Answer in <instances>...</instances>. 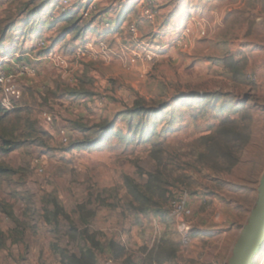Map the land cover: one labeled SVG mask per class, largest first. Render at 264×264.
<instances>
[{
    "label": "rangeland",
    "instance_id": "rangeland-1",
    "mask_svg": "<svg viewBox=\"0 0 264 264\" xmlns=\"http://www.w3.org/2000/svg\"><path fill=\"white\" fill-rule=\"evenodd\" d=\"M24 13L74 22L10 70L0 264H225L264 167V0H0V29Z\"/></svg>",
    "mask_w": 264,
    "mask_h": 264
},
{
    "label": "water",
    "instance_id": "water-1",
    "mask_svg": "<svg viewBox=\"0 0 264 264\" xmlns=\"http://www.w3.org/2000/svg\"><path fill=\"white\" fill-rule=\"evenodd\" d=\"M245 214V219L237 224V235L230 247L225 264H263L264 167L257 181L254 202Z\"/></svg>",
    "mask_w": 264,
    "mask_h": 264
},
{
    "label": "crops",
    "instance_id": "crops-1",
    "mask_svg": "<svg viewBox=\"0 0 264 264\" xmlns=\"http://www.w3.org/2000/svg\"><path fill=\"white\" fill-rule=\"evenodd\" d=\"M23 18L19 17L17 20L14 21L13 31L12 33H9V35L6 37L5 42L2 43L0 46V64L1 67L5 68L6 70H22L25 71L31 69V67L35 66H45L48 62L50 65L51 62V55H46L47 53L53 52V50L43 53L41 56H39V53H37L35 49L38 46V42L41 40H47L49 39V35L52 32L53 28H49L47 25H40L38 29L35 31L33 29L32 33L22 37V42L14 43V35L18 33L19 29H22L24 27V22L22 21ZM20 24H23L20 26ZM46 27L48 30L47 33H43L42 31L46 30ZM17 30V31H16ZM40 31V32H39ZM21 32V31H20ZM60 36V35H59ZM36 37V38H35ZM59 38V37H58ZM53 41L56 39L54 36ZM63 40V38L61 39ZM57 41L54 43L51 47V49L55 48V46L61 42ZM38 55V56H37ZM49 57V58H48ZM24 85V81L21 82Z\"/></svg>",
    "mask_w": 264,
    "mask_h": 264
},
{
    "label": "trees",
    "instance_id": "trees-1",
    "mask_svg": "<svg viewBox=\"0 0 264 264\" xmlns=\"http://www.w3.org/2000/svg\"><path fill=\"white\" fill-rule=\"evenodd\" d=\"M18 16H21L18 15ZM23 18V22H24V27L22 29H19L18 32L21 31V35L22 37H25L29 34L32 33L33 28H32V24H33V20L30 17V15L27 13L24 16L22 15ZM14 21L15 20H11L8 21L6 23L3 24L2 28L0 29V46L2 45L3 42H5L6 37L9 35V33H12L13 31H15L13 29V25H14ZM37 22V21H36ZM59 22H74V20L70 21V14H65V16H62V18L53 20L51 22V24L49 25V28H53L54 25L58 24ZM56 23V24H54ZM40 25H44V24H39ZM45 25L48 26V24L45 23ZM31 27V28H30ZM29 31H27V29ZM17 31V30H16ZM68 31L71 30H65V34L69 33ZM73 31H77L78 33L81 32V29H74ZM62 35V34H61ZM62 38H64V36H59V38H56L53 41V44L56 43L57 41H60ZM16 105V104H15ZM20 108H15L10 112H4L2 110H0V154H7L12 150H16L18 148L17 143L15 141L17 136H21L23 131L21 132L20 130L25 128V122L23 121V118H21V114H20ZM5 174H14L13 170L5 168L4 166H0V176L5 175ZM6 216L8 218H10L11 220H13V216L11 214V212L8 211H4Z\"/></svg>",
    "mask_w": 264,
    "mask_h": 264
},
{
    "label": "built area",
    "instance_id": "built-area-1",
    "mask_svg": "<svg viewBox=\"0 0 264 264\" xmlns=\"http://www.w3.org/2000/svg\"><path fill=\"white\" fill-rule=\"evenodd\" d=\"M145 13L149 18L152 17L151 11L146 10ZM131 31L134 32V29H131ZM38 47L45 48V42L39 41ZM58 63L63 64L62 60L58 61ZM17 77V73L6 70L5 68L1 67L0 64V110L4 112L12 111L16 102L21 97V90L18 86ZM171 208L173 217H175L177 220H180L179 230L183 237L186 238L189 232V226L182 220L183 217H187L190 215L186 203V198L179 197L172 200Z\"/></svg>",
    "mask_w": 264,
    "mask_h": 264
}]
</instances>
